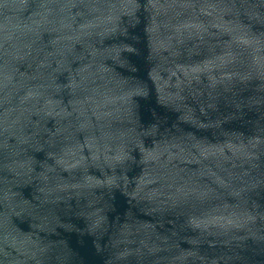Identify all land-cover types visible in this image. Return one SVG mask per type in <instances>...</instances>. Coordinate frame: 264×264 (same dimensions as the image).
I'll use <instances>...</instances> for the list:
<instances>
[{
  "label": "water",
  "instance_id": "95a60500",
  "mask_svg": "<svg viewBox=\"0 0 264 264\" xmlns=\"http://www.w3.org/2000/svg\"><path fill=\"white\" fill-rule=\"evenodd\" d=\"M0 264H264V0H0Z\"/></svg>",
  "mask_w": 264,
  "mask_h": 264
}]
</instances>
